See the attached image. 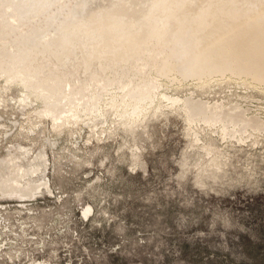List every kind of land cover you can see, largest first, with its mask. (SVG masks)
I'll use <instances>...</instances> for the list:
<instances>
[{
    "label": "rangeland",
    "instance_id": "1",
    "mask_svg": "<svg viewBox=\"0 0 264 264\" xmlns=\"http://www.w3.org/2000/svg\"><path fill=\"white\" fill-rule=\"evenodd\" d=\"M213 1L0 0L1 177L42 152L32 179L53 191L23 198L0 190V203L31 214L37 207L28 201L51 207L43 219L30 217L41 223L33 234L48 261L264 264V132L245 131L241 141L243 122L234 129L222 117L264 120L255 74L216 71L207 61L197 68L202 77L148 70L152 80L133 88L137 96L106 87L156 39L168 43L179 28L189 35L174 48L197 38L216 15L207 11L223 5ZM49 80L89 97L83 121L54 126L42 112L52 101L43 96ZM57 193L61 201L47 196Z\"/></svg>",
    "mask_w": 264,
    "mask_h": 264
},
{
    "label": "bare ground",
    "instance_id": "2",
    "mask_svg": "<svg viewBox=\"0 0 264 264\" xmlns=\"http://www.w3.org/2000/svg\"><path fill=\"white\" fill-rule=\"evenodd\" d=\"M216 1L223 5L217 7L216 10L207 11L208 15L216 13V15H209L207 20L203 16L206 24L203 31L200 30L201 33L198 34L197 38L189 36L186 42H182L177 48H174L178 39L180 40L182 37L189 35H186L185 28H179L168 43H161L158 41L159 39H156L147 55L135 60V62L132 61L130 68L121 71V75H119L121 79L118 81L117 78L116 82L109 83L106 87H112L115 93L121 91V98L129 95L133 97L138 95V92L133 89L134 87L140 86L142 80H152L147 77L148 70H156L157 73L163 76L167 73L174 74L177 70L182 69L181 71L184 73H180L181 75L184 74L183 76L202 77L205 70L199 72L197 68L209 65V62L213 67L216 66V71L231 70L236 71L238 74H255L253 77L264 85V0ZM216 1L213 2L217 3ZM158 38H161V36H158ZM223 53H226V55L220 56ZM237 54L242 57L239 63L234 60ZM144 70L145 78L141 77V80H137V76L143 74ZM42 84L41 87L45 89ZM45 84H48L51 88L49 90L46 88L43 96L52 101L46 103L41 109L46 116L52 119L54 126H70L71 120L74 122L81 121L82 114L91 112L92 103H90L89 97L84 93L73 92L72 85L67 80H49ZM131 90L133 92L129 93ZM222 113V117H227L226 120L231 122L234 129L238 128L240 122H243L238 131L241 141L244 139L242 134L245 131L248 137L258 132H264L263 119L249 117L244 112L232 114L223 111ZM91 124V122H88L85 125L90 126ZM96 124L93 123V125ZM226 126L222 124L224 130H226ZM19 151L23 153L24 160L31 155V150L27 148L20 147ZM44 160V154L39 152L29 159L27 162L29 166L23 170L17 167L14 176L4 179L1 177L3 173L0 169V190L2 193L15 194L14 196L19 195L24 198L27 195L34 196L35 192L42 188L53 192L46 182L47 180L38 182V177L35 182L32 179L41 172V164L43 165ZM7 167L5 165L4 168L7 169Z\"/></svg>",
    "mask_w": 264,
    "mask_h": 264
},
{
    "label": "built area",
    "instance_id": "3",
    "mask_svg": "<svg viewBox=\"0 0 264 264\" xmlns=\"http://www.w3.org/2000/svg\"><path fill=\"white\" fill-rule=\"evenodd\" d=\"M45 196L37 197L41 200L39 204H45ZM47 196L50 198L58 197L57 201L62 200V195L58 193L55 196ZM32 201L28 202L33 204L34 208L37 207L33 214L25 213L24 209L12 208L13 204L0 203V264H57L48 261V258L41 255L44 252V246L40 244L37 237L33 234V229L35 227L38 229L41 223L30 219V217L33 218L32 215L38 217V219H43L40 216L45 211L48 212L52 209H50L51 207L41 209L40 206H36ZM36 211L40 214L38 215ZM30 222L32 224L28 225L27 223ZM24 223L27 225L23 226ZM15 233H19V235L17 236Z\"/></svg>",
    "mask_w": 264,
    "mask_h": 264
}]
</instances>
